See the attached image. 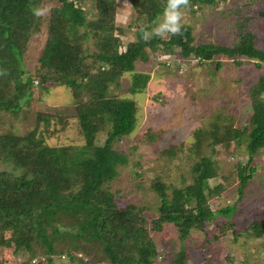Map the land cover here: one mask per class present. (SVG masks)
I'll return each mask as SVG.
<instances>
[{
    "label": "rangeland",
    "instance_id": "374dc122",
    "mask_svg": "<svg viewBox=\"0 0 264 264\" xmlns=\"http://www.w3.org/2000/svg\"><path fill=\"white\" fill-rule=\"evenodd\" d=\"M77 2L88 19H95L96 0ZM59 5L57 0H40L35 8L34 24L28 32L22 56L25 71L20 78L27 81L29 87L19 99L15 113L0 111V135L34 133L47 146L67 147L69 153H79L84 150L85 141L76 105L87 101L89 94L82 90L76 98L67 85L51 79L44 81L38 73L49 25L55 20L53 8ZM114 6V25L121 40L119 50H124L136 38L135 31L144 25V18H137L130 0H114ZM181 13L182 26L192 28L194 44L233 47L242 34H250L255 46L264 50V0H213L196 4L188 0ZM160 19L161 15L149 24L152 31ZM77 29L78 33L83 30L80 26ZM167 35L169 33L161 37ZM80 42L90 52L96 49L91 34L88 40ZM156 51H149L147 61L135 64L136 72L149 74L142 91L135 94L128 91L131 73L107 82V95L135 101V125L129 134L111 144L124 158L116 161V175L105 179L101 188L112 193L118 206L139 209L146 220L158 214L163 195L155 190L154 183L165 185L163 192L170 195L171 186L182 187L193 182L189 147L194 141V130L206 127L218 117L242 129L252 110L249 90L264 75V61L257 66L255 59L240 54L221 53L201 61L193 55L170 57ZM86 61L89 62V58ZM19 69L15 67L11 78L5 80L7 84L0 87V92L4 91L8 97L18 83ZM0 73V79H5L6 73ZM262 96L264 99V93ZM108 129L105 119L96 134L95 145L103 143ZM213 158L218 176L209 180L213 195L208 203L213 210L235 205L234 212L228 219L219 215L206 222L204 230L192 228L185 238L178 237L172 223H164L160 230L148 223V234L156 246L152 264H170L182 247L186 253L183 264H264V235L255 236L243 229L252 220H264V148L248 160L245 142L231 139L214 148ZM238 164L246 166L247 173L253 167L241 192ZM0 170L20 174V170L8 162L0 161ZM69 179V192L76 191L82 184L74 173ZM74 218L72 214H57L53 223L60 230L49 255L47 246L17 247L12 241L13 228L5 227L0 232V264H109L101 258L100 250H93L92 246L87 252L71 249L78 227ZM29 248L34 250V255ZM68 253H72V258Z\"/></svg>",
    "mask_w": 264,
    "mask_h": 264
},
{
    "label": "trees",
    "instance_id": "16d2710c",
    "mask_svg": "<svg viewBox=\"0 0 264 264\" xmlns=\"http://www.w3.org/2000/svg\"><path fill=\"white\" fill-rule=\"evenodd\" d=\"M57 1L60 5L53 8L55 20L49 25L38 73L44 81L51 79L67 85L76 98L82 90L89 94L87 101L76 105L85 147L79 153H69L67 147L43 144L34 133L24 136L12 132L1 134L0 161L11 163L14 169L20 170V174L0 170V232L11 226L12 241L17 247L27 244L30 248L36 244L47 246L49 255L60 230L53 220L57 214H72L78 227L71 249L87 252L92 246L93 250H100L101 258L109 264H152L156 246L148 234V223L156 230L166 222L172 223L178 237L185 238L192 228L204 230L206 222L219 215L228 219L234 212L235 205L213 210L208 203V198L213 195L209 180L218 176L213 151L217 145L227 144L231 139L242 140L248 160H251L258 150L264 148V75L249 90L252 110L242 129L225 122L224 117H218L206 127L194 130V141L189 147L194 180L182 187L171 186L170 195L163 192L165 185L154 183L155 190L163 195L158 214L149 220L139 209L118 206L112 193L101 188L105 179L116 175V161L124 158L113 150L111 144L129 134L135 125V101L129 97L107 95V82L131 73L128 91L131 94L142 91L149 74L136 72L135 64L147 61L149 51L160 50L161 54L170 57L193 55L201 61L221 53L240 54L255 59L256 65L261 66L264 50L255 46L250 34H242L233 47L194 44L189 25H183L178 35L161 37L152 34L149 24L162 14L165 0H130L137 18H144V25L136 29V38L124 50H119L121 40L114 25V0H96V17L93 20L87 18L77 0ZM39 2L0 0V71L6 73V78L0 79V87L7 84L5 80L11 78L15 67L20 68L12 95L8 97L4 91L0 92V111L15 113L19 99L29 87L27 81L20 79L25 71L22 56ZM192 2L212 3L213 0ZM79 26L83 28L81 33H78ZM90 34L95 38L96 49L93 52L80 42L81 39L88 40ZM88 58L89 62L86 61ZM94 68L96 70L92 72ZM105 119L109 123L106 137L101 145H95L96 134ZM237 169L241 192L253 167L248 169V173L246 166L238 164ZM71 173L76 174L82 184L76 191L69 192ZM220 228L225 229L224 225ZM243 229L262 236L264 220H252ZM30 252L35 254L33 249ZM71 255L68 253V257L72 258ZM185 256L182 247L170 264H183Z\"/></svg>",
    "mask_w": 264,
    "mask_h": 264
},
{
    "label": "clouds",
    "instance_id": "9594fccd",
    "mask_svg": "<svg viewBox=\"0 0 264 264\" xmlns=\"http://www.w3.org/2000/svg\"><path fill=\"white\" fill-rule=\"evenodd\" d=\"M188 0H165L162 10L161 19L153 33L156 36L169 33L178 35L182 30L181 9L187 6Z\"/></svg>",
    "mask_w": 264,
    "mask_h": 264
},
{
    "label": "built area",
    "instance_id": "2783aa9c",
    "mask_svg": "<svg viewBox=\"0 0 264 264\" xmlns=\"http://www.w3.org/2000/svg\"><path fill=\"white\" fill-rule=\"evenodd\" d=\"M158 59H159V57H158ZM167 65H169L170 64V62L169 61H167V63H166Z\"/></svg>",
    "mask_w": 264,
    "mask_h": 264
}]
</instances>
